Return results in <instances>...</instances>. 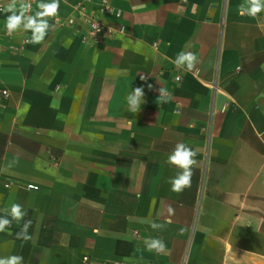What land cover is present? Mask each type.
<instances>
[{
	"label": "crops",
	"instance_id": "crops-1",
	"mask_svg": "<svg viewBox=\"0 0 264 264\" xmlns=\"http://www.w3.org/2000/svg\"><path fill=\"white\" fill-rule=\"evenodd\" d=\"M29 2L34 15L40 0ZM98 2L60 0L40 44L9 36L0 11V216L13 203L27 212L0 232V258L264 264V12L240 15L245 0H111L120 16L99 14L110 28L93 44L84 14ZM181 51L199 57L193 71L173 63ZM136 87L145 102L132 112ZM177 143L197 153L181 192L168 163ZM150 238L167 251H148Z\"/></svg>",
	"mask_w": 264,
	"mask_h": 264
},
{
	"label": "clouds",
	"instance_id": "clouds-1",
	"mask_svg": "<svg viewBox=\"0 0 264 264\" xmlns=\"http://www.w3.org/2000/svg\"><path fill=\"white\" fill-rule=\"evenodd\" d=\"M66 2L67 0H65ZM245 5L240 6V15L247 14L255 19L259 13L264 12V0H245ZM59 7L60 0H40L38 3L39 10L34 15H30L28 13L32 11V5L29 0H10L6 6L0 7V11L10 13V15L6 16V32L9 36L18 31H30L31 39L27 43L40 44L44 42L48 32L55 28L54 24L49 23V19H54L58 16ZM173 63L177 67L185 68L191 72L197 63H199V57L194 52L181 51ZM148 87L151 88L152 86L149 85ZM158 91L160 95L157 100L165 102L167 99H170L171 94L166 89L160 87ZM144 95V89L142 87L132 89L127 97V104L130 111L138 112L140 110L141 105L145 102ZM175 115H180V113L176 112ZM196 155V151L184 143H177L175 145V148L168 156V163L178 167L182 171L170 180L172 191L181 192L185 188L190 187L193 167L197 163L195 160ZM29 187L31 188L33 186L30 185ZM172 211L170 208L169 212L171 213ZM26 215L27 212L23 209L22 205L13 203L10 210L5 209V215L0 216V232L9 229L13 221L19 223ZM9 216L11 219L8 218ZM142 222L149 223L154 230L164 228L163 224H158L154 221L144 220ZM31 223L30 220L24 221L23 227L16 233L18 239L24 241L31 239V236L28 234ZM145 246L148 251H156L157 253H165L167 251L165 242L158 238L146 240ZM0 264H23V257L20 255H11L0 258Z\"/></svg>",
	"mask_w": 264,
	"mask_h": 264
},
{
	"label": "built area",
	"instance_id": "built-area-1",
	"mask_svg": "<svg viewBox=\"0 0 264 264\" xmlns=\"http://www.w3.org/2000/svg\"><path fill=\"white\" fill-rule=\"evenodd\" d=\"M98 13L97 14H92L90 16L85 15L86 17V22L88 25V36L89 39L93 44H99L102 43L106 37L107 32L109 31V26H107L102 20L99 14H109L114 17H119L120 16V11L116 9L112 3L111 0H99L98 2ZM74 21L73 18H70L68 20L69 23H72ZM179 76L176 77V80H179ZM8 93V90L0 85V97L6 96ZM260 139L262 142H264V132H261L259 134ZM30 188V187H29ZM35 188V186L31 187ZM87 257L83 256L82 260L86 261ZM112 264H119L118 262H112Z\"/></svg>",
	"mask_w": 264,
	"mask_h": 264
}]
</instances>
